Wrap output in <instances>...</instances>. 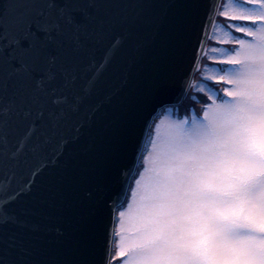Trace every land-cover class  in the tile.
Instances as JSON below:
<instances>
[{"label": "snow or ice", "instance_id": "6c2138e0", "mask_svg": "<svg viewBox=\"0 0 264 264\" xmlns=\"http://www.w3.org/2000/svg\"><path fill=\"white\" fill-rule=\"evenodd\" d=\"M0 264H264V0H0Z\"/></svg>", "mask_w": 264, "mask_h": 264}, {"label": "rangeland", "instance_id": "374dc122", "mask_svg": "<svg viewBox=\"0 0 264 264\" xmlns=\"http://www.w3.org/2000/svg\"><path fill=\"white\" fill-rule=\"evenodd\" d=\"M224 2H227V0H224ZM225 18L221 17L219 19V21H217V24L216 26L217 27H220L221 23L224 21ZM195 76V74H194ZM193 76V77H194ZM198 78V76H197ZM190 114V113H189ZM183 118V117H182ZM176 119V116H174L172 110L170 108H167L166 110H164V112L160 115V117L156 120V123L157 124H160V123H168L172 120H175Z\"/></svg>", "mask_w": 264, "mask_h": 264}, {"label": "trees", "instance_id": "16d2710c", "mask_svg": "<svg viewBox=\"0 0 264 264\" xmlns=\"http://www.w3.org/2000/svg\"><path fill=\"white\" fill-rule=\"evenodd\" d=\"M197 76H198V73H196L195 72V76L193 77V80H196L197 79ZM185 107H191L190 105H188V104H186V103H184V104H181V106H180V118H182L183 117V113H184V108ZM199 107V104H197V108ZM170 109L172 110V112H173V114H174V116H176V118H177V113H176V106H174V107H170ZM165 110V109H164ZM164 110H163V112H164ZM162 112V113H163ZM161 115V114H160ZM160 115L155 119V122H156V120L160 117Z\"/></svg>", "mask_w": 264, "mask_h": 264}, {"label": "water", "instance_id": "95a60500", "mask_svg": "<svg viewBox=\"0 0 264 264\" xmlns=\"http://www.w3.org/2000/svg\"><path fill=\"white\" fill-rule=\"evenodd\" d=\"M194 74H195V72H193V76H194ZM193 76H192V79H193ZM174 106H175V104H167L164 107L158 109V111L156 112V114L153 117V119L155 120L160 114H162V112H163L164 109L166 110L167 108L174 107Z\"/></svg>", "mask_w": 264, "mask_h": 264}]
</instances>
